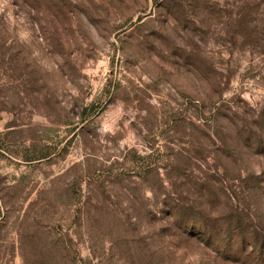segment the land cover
<instances>
[{
	"label": "rangeland",
	"instance_id": "obj_1",
	"mask_svg": "<svg viewBox=\"0 0 264 264\" xmlns=\"http://www.w3.org/2000/svg\"><path fill=\"white\" fill-rule=\"evenodd\" d=\"M0 264H264V0H0Z\"/></svg>",
	"mask_w": 264,
	"mask_h": 264
}]
</instances>
